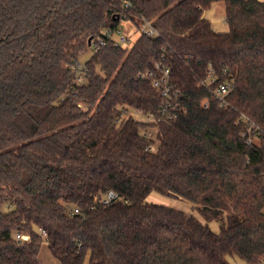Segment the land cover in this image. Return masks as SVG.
Masks as SVG:
<instances>
[{
  "label": "trees",
  "instance_id": "1",
  "mask_svg": "<svg viewBox=\"0 0 264 264\" xmlns=\"http://www.w3.org/2000/svg\"><path fill=\"white\" fill-rule=\"evenodd\" d=\"M221 2L228 32L204 17ZM143 20L156 37L91 49ZM44 242L60 264H264V2L0 0V264H42Z\"/></svg>",
  "mask_w": 264,
  "mask_h": 264
},
{
  "label": "rangeland",
  "instance_id": "2",
  "mask_svg": "<svg viewBox=\"0 0 264 264\" xmlns=\"http://www.w3.org/2000/svg\"><path fill=\"white\" fill-rule=\"evenodd\" d=\"M264 2V0H259ZM204 17L209 19L213 25V28L218 32H228L229 26L226 22V10L224 3H217L213 5L210 9L206 10L204 13ZM124 28L122 29V33H124L128 37V41L123 43L122 46L124 47H132L135 41L138 39L140 32L136 29V26L131 25L129 23L123 24ZM92 55V51H89L87 54L81 57L80 62H86V60ZM128 115H132L135 119L140 121H150L152 120L148 116H144L138 112L130 111ZM126 115V117L128 116ZM148 202H152L159 205L168 206L183 212L191 213L199 218L202 222L206 223L204 218L195 210L194 205L191 202L179 199V198H170L164 196L162 194L153 192L147 198ZM4 212L8 211V208L3 209ZM210 228L215 231L219 232L220 227L216 221L208 222ZM39 258L42 264H60L58 260H56L50 253L48 249V245L46 242L43 243ZM230 264H246L243 260L237 257H229L228 258ZM89 258L87 257L85 260V264H88Z\"/></svg>",
  "mask_w": 264,
  "mask_h": 264
},
{
  "label": "built area",
  "instance_id": "3",
  "mask_svg": "<svg viewBox=\"0 0 264 264\" xmlns=\"http://www.w3.org/2000/svg\"><path fill=\"white\" fill-rule=\"evenodd\" d=\"M124 28V25L119 27L118 29L115 30H105L103 31V36L98 38L97 40H91L90 42V47L91 49L96 52L98 51L101 47H104L107 42L110 40L115 46H122L123 43L128 41V37L122 33V29ZM136 29L140 32V35H146L147 37H156L158 35L156 29L152 26V24L148 20H143L141 24L136 27ZM157 68H160V64L156 65ZM84 69L81 64L78 65V68L75 69V72L78 75V81L82 82L83 77L82 73ZM216 82V78L212 76L209 78V80L205 83V85H211L212 83ZM154 87L159 89L162 93L163 96L168 98V106L172 105V100L177 97L179 94L178 91L173 90V86L170 83V69H165L163 71V74L161 78L155 80L154 82ZM233 89V85L230 82H223L218 84L216 90H215V95L216 97L221 101L222 105L225 104L226 102V97L230 94V92ZM244 120L247 122H251L249 118L244 116ZM150 135V134H149ZM249 143L252 142V139L249 138ZM118 199V194L109 191L101 200V204L103 205H109L113 201ZM78 212V210H76ZM43 235H46L44 231H42ZM18 240H27L28 236L26 235H17Z\"/></svg>",
  "mask_w": 264,
  "mask_h": 264
}]
</instances>
